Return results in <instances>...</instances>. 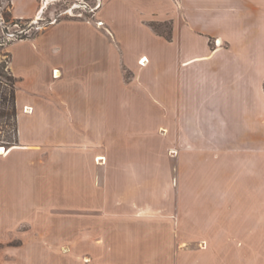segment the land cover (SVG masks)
Masks as SVG:
<instances>
[{
  "label": "crops",
  "instance_id": "1",
  "mask_svg": "<svg viewBox=\"0 0 264 264\" xmlns=\"http://www.w3.org/2000/svg\"><path fill=\"white\" fill-rule=\"evenodd\" d=\"M50 1L8 12L33 20ZM94 16L82 43L55 42L56 23L9 45L0 264H187L189 243L245 235L236 211L263 226L264 0H100ZM208 178L227 184L206 200Z\"/></svg>",
  "mask_w": 264,
  "mask_h": 264
},
{
  "label": "rangeland",
  "instance_id": "2",
  "mask_svg": "<svg viewBox=\"0 0 264 264\" xmlns=\"http://www.w3.org/2000/svg\"><path fill=\"white\" fill-rule=\"evenodd\" d=\"M97 4H100V0L50 1L47 5L48 9L44 11L45 13L42 11V13H44L43 20L40 21L39 24H35L30 22V20L12 19L8 12L7 0H0V64L10 59L8 58L9 45L20 40L36 37V35L42 31V29L37 28L39 25L46 27H50L56 23L63 25L60 30L54 29L53 31L55 42H61V37H64V43L74 41L80 43L84 42L82 34L78 35L74 28H77L78 26H80V28L84 27L81 23L79 25V22L81 21H83V24L85 23L84 21L87 23L96 21L94 14L97 11ZM6 14H9V17H7ZM99 23L100 22L96 21L95 25L97 27L104 26L103 22ZM155 24L158 25L157 29L160 33L164 35L168 34L169 25L161 26L162 23L157 22H155ZM67 25L73 28L67 30ZM12 129L13 127L9 125L8 118L0 119V145L7 146L5 145L7 141H14L15 136L12 133ZM17 141L18 138L16 142ZM213 183L209 178L204 183L201 194L206 200L210 199V194H214V190L216 192V188H219V191H221V189L227 184L224 180H214ZM232 198L234 199V202L242 204L248 200V195L242 192V189L239 186L238 189L235 188V194ZM206 200L203 202L204 206L206 205ZM205 208H207V206H205ZM256 214L259 215L257 210L252 217L248 218L246 212L236 211L235 223L237 224L235 225L234 223V225L239 228L245 224L247 229L250 226V231L246 229L244 236L242 233L240 235L236 234L231 237L228 242L219 244H214L210 241H200L189 243L187 247L183 245L182 247L190 250L187 257V264H264V239L259 234L260 230L263 229L264 231V225L260 227L259 217ZM199 221L202 223L203 227L198 225L196 229L199 231L201 229L203 231L201 234L205 236V239L209 240V218L201 217ZM192 229L196 230L193 225ZM194 252L198 253L197 257L193 254Z\"/></svg>",
  "mask_w": 264,
  "mask_h": 264
},
{
  "label": "trees",
  "instance_id": "3",
  "mask_svg": "<svg viewBox=\"0 0 264 264\" xmlns=\"http://www.w3.org/2000/svg\"><path fill=\"white\" fill-rule=\"evenodd\" d=\"M7 15V14H6ZM9 17V14L7 15ZM161 26H168V24H161ZM150 27L158 32V34L164 35L160 33L157 29L158 25L154 22L150 24ZM167 39H169V35H164ZM7 57V55H6ZM8 58H10V54L8 53ZM9 61L0 64V119L8 118L9 125L13 127L12 133L15 138L14 141H7L5 145L13 146L17 142V110H16V86H17V78L11 73L9 68ZM11 122V123H10ZM3 146V145H2Z\"/></svg>",
  "mask_w": 264,
  "mask_h": 264
},
{
  "label": "built area",
  "instance_id": "4",
  "mask_svg": "<svg viewBox=\"0 0 264 264\" xmlns=\"http://www.w3.org/2000/svg\"><path fill=\"white\" fill-rule=\"evenodd\" d=\"M46 4V3H45ZM45 6V5H44ZM99 6H100V4H97L96 5V9H98L99 8ZM82 7V6H81ZM43 13H40V15L37 17V18H35V19H33V20H30V22H32V23H35V24H39V22L40 21H42L43 20ZM1 19V18H0ZM51 23H53V22H51ZM100 23H102V22H100ZM99 23V24H100ZM46 26H43V25H39L37 28L39 29H43V28H45ZM140 63H142V60H140Z\"/></svg>",
  "mask_w": 264,
  "mask_h": 264
},
{
  "label": "bare ground",
  "instance_id": "5",
  "mask_svg": "<svg viewBox=\"0 0 264 264\" xmlns=\"http://www.w3.org/2000/svg\"><path fill=\"white\" fill-rule=\"evenodd\" d=\"M3 151V149H1V152Z\"/></svg>",
  "mask_w": 264,
  "mask_h": 264
}]
</instances>
